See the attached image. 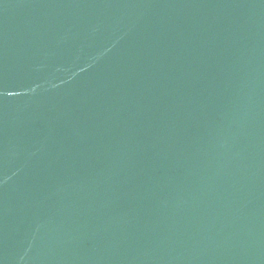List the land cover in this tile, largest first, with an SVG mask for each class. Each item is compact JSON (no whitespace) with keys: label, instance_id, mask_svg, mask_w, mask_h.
I'll use <instances>...</instances> for the list:
<instances>
[{"label":"water","instance_id":"1","mask_svg":"<svg viewBox=\"0 0 264 264\" xmlns=\"http://www.w3.org/2000/svg\"><path fill=\"white\" fill-rule=\"evenodd\" d=\"M0 264H264V0H0Z\"/></svg>","mask_w":264,"mask_h":264}]
</instances>
